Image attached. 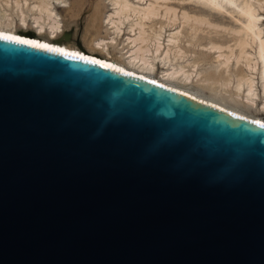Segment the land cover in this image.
Listing matches in <instances>:
<instances>
[{
  "label": "water",
  "instance_id": "obj_1",
  "mask_svg": "<svg viewBox=\"0 0 264 264\" xmlns=\"http://www.w3.org/2000/svg\"><path fill=\"white\" fill-rule=\"evenodd\" d=\"M0 264H264V128L0 41Z\"/></svg>",
  "mask_w": 264,
  "mask_h": 264
},
{
  "label": "bare ground",
  "instance_id": "obj_2",
  "mask_svg": "<svg viewBox=\"0 0 264 264\" xmlns=\"http://www.w3.org/2000/svg\"><path fill=\"white\" fill-rule=\"evenodd\" d=\"M69 1L14 0L10 13L2 3L12 7L11 0L0 1V33L98 60L112 66L107 69L264 124L248 112L264 115V0H108L101 22L107 37L89 38L87 51L56 42L63 35L56 9H68Z\"/></svg>",
  "mask_w": 264,
  "mask_h": 264
},
{
  "label": "rangeland",
  "instance_id": "obj_3",
  "mask_svg": "<svg viewBox=\"0 0 264 264\" xmlns=\"http://www.w3.org/2000/svg\"><path fill=\"white\" fill-rule=\"evenodd\" d=\"M0 1H5V0H0ZM13 1L11 0L12 4ZM2 5L8 13L11 12L12 8L14 10V4L11 5L12 7L9 6L10 8L5 7V4L3 3ZM69 5L70 7L66 10L56 9L63 23V35L59 36L58 39H56V42L59 45L61 44V46H69V47L71 46L81 51H87L88 48L86 47H88L89 40L92 37L93 38L107 37V33L104 30L105 28L101 24V22L105 14L109 12L110 9L108 0H70ZM260 13L264 15L263 11ZM17 33L30 36L31 38H38L41 40L46 39L42 37H37L36 35H34L32 31L18 30ZM92 54L96 55V53H92ZM248 112L254 116H258L264 119V115H261V113L257 112L254 108L251 111L249 110Z\"/></svg>",
  "mask_w": 264,
  "mask_h": 264
},
{
  "label": "snow or ice",
  "instance_id": "obj_4",
  "mask_svg": "<svg viewBox=\"0 0 264 264\" xmlns=\"http://www.w3.org/2000/svg\"><path fill=\"white\" fill-rule=\"evenodd\" d=\"M0 41H7V42H12V43H17V44H28L32 47L35 48H43L49 51H56V52H60L62 55H76V54H72V53H66L64 52L63 49L60 48H50L49 45L47 44H38L36 43L34 40H28V39H21L19 36L16 35H6L4 33H0ZM76 58L80 59V60H84L86 63L89 64H99L100 67L102 68H111V65L108 64H103L98 60H89L86 56L83 55H77ZM115 71H120L119 69H115ZM259 123V122H257ZM260 127L264 128V124H260Z\"/></svg>",
  "mask_w": 264,
  "mask_h": 264
}]
</instances>
